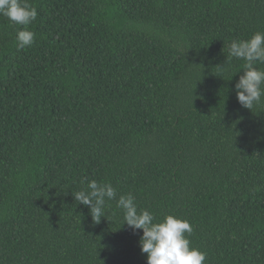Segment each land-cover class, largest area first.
<instances>
[{
	"label": "trees",
	"instance_id": "16d2710c",
	"mask_svg": "<svg viewBox=\"0 0 264 264\" xmlns=\"http://www.w3.org/2000/svg\"><path fill=\"white\" fill-rule=\"evenodd\" d=\"M27 2L31 47L0 15V264H147L127 194L187 220L204 264H264V103L239 104L229 55L264 0ZM91 180L116 190L99 224Z\"/></svg>",
	"mask_w": 264,
	"mask_h": 264
},
{
	"label": "clouds",
	"instance_id": "9594fccd",
	"mask_svg": "<svg viewBox=\"0 0 264 264\" xmlns=\"http://www.w3.org/2000/svg\"><path fill=\"white\" fill-rule=\"evenodd\" d=\"M0 15L12 24L22 26L16 34L18 50L31 47L35 33L28 30L38 16L37 9L27 0H0ZM232 58L244 61V71L235 84L239 104L251 110L264 103V33L257 32L248 40L233 41L229 46ZM116 198V190L110 183L87 182L86 188L78 191L74 199L89 208L92 220L99 224L105 216L106 201ZM116 207L123 212L124 224L134 232L142 230L140 248L146 254L147 264H204L206 254L191 247L187 236L192 227L187 220L168 215L161 222H154V215L147 210H137L131 194L121 195ZM187 234V236H186Z\"/></svg>",
	"mask_w": 264,
	"mask_h": 264
}]
</instances>
